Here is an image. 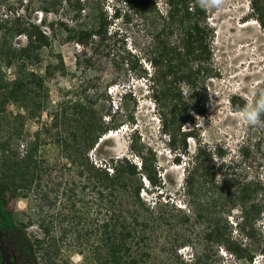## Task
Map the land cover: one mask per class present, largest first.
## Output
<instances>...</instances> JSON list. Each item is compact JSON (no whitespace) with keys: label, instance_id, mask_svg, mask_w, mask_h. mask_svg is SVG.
<instances>
[{"label":"rangeland","instance_id":"374dc122","mask_svg":"<svg viewBox=\"0 0 264 264\" xmlns=\"http://www.w3.org/2000/svg\"><path fill=\"white\" fill-rule=\"evenodd\" d=\"M2 1L6 5L0 8V19L7 16L16 19L21 15L25 21L38 25L41 24V19L48 23L62 17L69 28L81 23L90 25L96 13L92 8L86 7L79 18H73L66 13L67 0H63L64 9H60L58 13L43 12L42 17V10L26 6L29 0ZM82 1L87 6L91 2L99 3V12L103 14L107 27V39L104 44L94 46L97 47L96 51L89 48L85 55L81 54L83 45L74 40L64 41L66 29L62 31L58 28L54 35L50 27L42 26L52 45L47 48L44 60L40 64L30 65V68L45 75L48 86L45 87L42 107L32 122L31 129L41 128L45 123H54L52 133L56 134L58 130L68 126L66 117L75 116L87 120L96 113L106 133L102 134L99 142L89 151L94 163L109 164L111 173L113 165L121 163L120 159L126 158L130 163L137 164L138 172L143 160L151 165L157 175V184L141 175L143 188L140 198L146 206H150L152 216L165 218L157 225L150 245L142 242L139 249L141 252L148 250L155 257V264H249L239 261L216 238L215 233L209 235L213 229L210 222L212 215L205 214V209L199 210L196 203L202 200L204 203L206 198L211 199L210 194L208 197L203 196L197 185L190 190L188 176L198 163L197 154L203 149L218 185L224 188L220 164L222 161L230 163L235 158L238 159L244 146L247 152L244 158H239L242 161L239 170L260 182V200L264 203V128L249 127L238 118L235 111L243 103L249 102V89L253 85H264V26L253 9L255 0H226L221 9L205 10L206 20L203 25L210 31L212 74L204 83L196 86L181 82L183 96L190 100L191 106L189 110L176 115L175 121L172 119L171 109L156 101L154 93L157 88L153 82L150 87L147 84L150 75L156 73L152 63L155 56V28L162 29L168 23L169 29L173 30L168 35L173 44H181L182 40L179 25L171 23L168 17L169 5L166 0H153L158 12L153 21L140 12L131 0ZM95 39L98 40L96 37ZM26 43L25 35L14 38L17 47ZM99 48H102L100 52ZM60 54L66 72L56 66H52L48 72L49 62L59 61ZM79 54L82 63L77 61ZM88 56L93 57V66L85 61ZM14 74L13 69L4 71L5 81L8 82L9 89H12L14 83L16 93H20L25 85ZM153 81L157 83L156 79ZM127 89L134 90V94L123 103L117 96ZM234 95L240 97L238 102L241 106L234 105ZM8 106L12 109L20 107L26 114L25 107L18 103H8ZM199 117L204 121L197 123ZM113 125L120 126L111 129ZM136 132L139 135L134 137ZM0 133H3L2 129ZM43 136L49 139L51 137L50 133H44ZM219 149L224 151L223 156L218 154ZM20 153L22 156L26 153L24 140ZM32 187H36V182ZM43 187L42 193L49 191V186L44 184ZM47 195L48 198L43 202L46 204L45 212L49 213L48 208L56 198L51 197V194ZM36 197V192L31 188L13 187L9 190L8 204L17 220L23 221L28 213L38 210ZM86 198L84 196L83 202ZM122 200L126 207L130 205L131 197L126 194ZM225 200L223 197L221 202L224 203ZM64 203H68V195L62 190L55 213L58 208L66 206ZM229 203L221 205L216 218L228 228L232 240L250 244L251 240L244 237L238 225L235 208H230ZM98 214L92 210L90 217L96 222L97 218L101 219ZM125 215L129 217L128 211ZM15 226L19 229L18 234L22 240L27 243L35 264H42L34 237L42 235L40 227L37 224L29 228L18 224ZM258 226L264 233V214ZM256 255L254 264H264V255L260 252ZM81 259L82 254L74 253L69 264H78Z\"/></svg>","mask_w":264,"mask_h":264},{"label":"trees","instance_id":"16d2710c","mask_svg":"<svg viewBox=\"0 0 264 264\" xmlns=\"http://www.w3.org/2000/svg\"><path fill=\"white\" fill-rule=\"evenodd\" d=\"M131 1L146 17L154 20L158 12L153 0ZM166 2L169 5L168 17L171 23L179 25L182 40L181 44H173L168 36L173 30L169 29L168 23L162 29L154 27L155 56L152 63L155 65L156 73L152 75V81L153 79L157 81V83L153 81V85L157 88L154 93L156 101L165 108L171 109L172 119L175 121L176 115L189 110L191 106L190 100H186L183 96L181 82L193 86L204 83L212 74L210 67L212 52L210 31L203 25L206 11L196 4V0H166ZM3 5L6 4L0 0V8ZM63 5V0H29L26 6H34L48 14L58 13L60 9H64ZM66 6V13L76 19L86 7L92 8L96 12L94 20L90 25L81 23L77 27L69 28L63 17L48 23L42 19L39 25L25 21L21 15L16 19L8 16L0 19V32H2L0 129L3 132L0 133L1 205L8 204L7 193L13 187L31 188L36 192L38 210L35 213H28L23 221L10 219L23 228H29L34 224L40 227L42 235H34V237L36 249L42 257V264H69L71 256L77 252L82 254L81 262L78 264H155L156 259L148 250L141 252L139 249L142 242L150 245L157 225L165 218V216L160 218L152 216L150 206H146L140 198L143 188L141 175H145L152 183L157 184V175L151 165L143 160L142 168L138 172V165L130 163L125 158L119 160L121 161L119 165H113V173H111L108 169L109 164L94 163L89 151L99 142L102 134L106 133L96 113L87 120L75 116L66 117L68 126L58 130L56 134L52 133L54 123H45L41 128L31 129L32 122L42 107L45 87L48 86L46 76L30 68V65L40 64L44 60L47 48L52 45L50 37L45 34L42 26L50 27L54 35L58 28L62 31L66 29L64 41L74 40L83 45V52H80L85 55L88 54L89 48L95 49L97 47L94 46L104 44L108 36L97 1L87 6L82 0H67ZM253 6L264 26V0H255ZM22 35L27 37V43L17 47L14 38ZM101 50L102 48H99L98 52ZM81 54L78 56V63H82ZM59 59L49 62L48 72L52 66L66 72L61 54ZM85 61L94 65L92 56L86 57ZM11 69L15 70V77L25 85L20 93H16L14 83L12 89H9L8 82L5 81L4 71ZM86 70L90 72L89 69ZM260 88H264V85ZM133 94L134 90L129 89L124 95L123 103L129 97H133ZM239 98L235 95L232 97L235 106H241L238 102ZM8 103L24 106L26 114L20 107L12 109ZM245 104L243 103L242 107ZM119 126L113 125L111 129ZM44 133H50V139L45 138ZM138 135L139 133L136 132L134 137ZM22 140L26 143V153L23 156L20 153ZM243 147L238 159L235 158L230 163L222 161L220 164L224 188L218 185L216 176L211 171L212 167L207 163L206 151L200 150L197 155L198 163L189 172L188 187L192 190L197 185L203 196L208 197L210 194L211 199L206 198L204 203L203 200L196 203L199 210L205 209V214L212 215L213 219H210V222L213 229L209 235L215 233L216 238L223 242L239 261L254 264L257 253L264 255V233L258 226L264 214V203L260 200V182L239 170L242 167L239 158L242 156L244 158L247 152ZM218 154L223 156L224 151L219 149ZM35 182L36 187L33 188ZM44 184L49 186V191L42 193ZM62 190L68 195V203H64L66 206L62 209L60 207L61 210L58 208V212L55 213ZM47 194L56 198L48 208L49 213L45 212L46 204H44L48 198ZM126 194H129L131 201L130 205L125 207L122 198ZM84 196L87 197L85 202H83ZM223 197L226 198L224 203L221 202ZM228 202L230 208H235L239 219L238 225L244 237L251 240L250 244L245 245L232 240L228 228L216 218V212L221 205ZM92 210L97 211L101 219L97 218L95 222L90 217ZM127 211L129 217L125 215ZM3 213L5 214V210Z\"/></svg>","mask_w":264,"mask_h":264},{"label":"flooded vegetation","instance_id":"af4514ba","mask_svg":"<svg viewBox=\"0 0 264 264\" xmlns=\"http://www.w3.org/2000/svg\"><path fill=\"white\" fill-rule=\"evenodd\" d=\"M1 202L0 194V264H35L27 243L18 234L16 221L10 219L15 218L13 210L9 204L2 206Z\"/></svg>","mask_w":264,"mask_h":264},{"label":"clouds","instance_id":"9594fccd","mask_svg":"<svg viewBox=\"0 0 264 264\" xmlns=\"http://www.w3.org/2000/svg\"><path fill=\"white\" fill-rule=\"evenodd\" d=\"M196 4L203 10L208 9H221L226 4V0H196ZM43 12V11H42ZM117 12V11H116ZM42 20V19H41ZM152 75L148 78V87L152 85ZM129 92V90H123L118 94L123 100L124 95ZM249 102L243 107H237L235 111L238 114V118L247 124L249 127H259L264 128V88L257 87L253 85L249 89ZM197 123L203 122V118L199 117ZM197 119V118H196ZM198 155V154H197ZM197 158V157H196ZM189 167L191 166L192 158L189 161ZM187 165V164H186Z\"/></svg>","mask_w":264,"mask_h":264},{"label":"built area","instance_id":"2783aa9c","mask_svg":"<svg viewBox=\"0 0 264 264\" xmlns=\"http://www.w3.org/2000/svg\"><path fill=\"white\" fill-rule=\"evenodd\" d=\"M41 16L43 17V12H41Z\"/></svg>","mask_w":264,"mask_h":264}]
</instances>
